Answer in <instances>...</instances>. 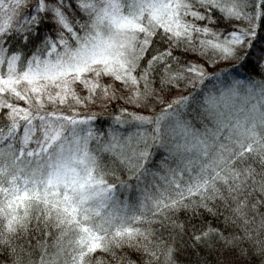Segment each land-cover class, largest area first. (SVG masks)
<instances>
[{"label":"snow or ice","instance_id":"snow-or-ice-1","mask_svg":"<svg viewBox=\"0 0 264 264\" xmlns=\"http://www.w3.org/2000/svg\"><path fill=\"white\" fill-rule=\"evenodd\" d=\"M0 264H264V0H0Z\"/></svg>","mask_w":264,"mask_h":264},{"label":"trees","instance_id":"trees-1","mask_svg":"<svg viewBox=\"0 0 264 264\" xmlns=\"http://www.w3.org/2000/svg\"><path fill=\"white\" fill-rule=\"evenodd\" d=\"M120 105H123V101H116V102H113L112 104H110V105H107V103H106V107H107V110L109 111V112H111L114 108H116L117 106H120ZM123 106H125V107H128L130 110H132L131 109V105H123ZM82 108V107H81ZM100 108H101V105L99 104V102L97 103V104H94V105H90L89 106V108H88V111H96V112H99L100 111ZM82 113L85 111V109L84 108H82V109H79ZM133 110H136V111H139V109H133ZM97 124H104L105 125V127H106V121L104 120V119H101V120H98L97 121ZM184 217H183V214L181 213V219H183ZM185 240L187 241V237H185ZM33 243H35V241H33ZM94 255H105V254H103V253H101V252H96ZM36 258L38 259L39 258V255H38V252L36 253ZM107 258V257H106ZM133 259H136V257H135V255H133V257H132ZM187 257H186V255L184 254V253H179L178 254V259L180 260V261H183V260H185Z\"/></svg>","mask_w":264,"mask_h":264},{"label":"rangeland","instance_id":"rangeland-1","mask_svg":"<svg viewBox=\"0 0 264 264\" xmlns=\"http://www.w3.org/2000/svg\"><path fill=\"white\" fill-rule=\"evenodd\" d=\"M224 65H221V67H223ZM117 87H119V85H117ZM131 107V109H132V106H130ZM79 109H82L81 107L79 108ZM133 110V109H132ZM124 198H125V194L124 193H120L119 194V199L121 200V201H123L124 200Z\"/></svg>","mask_w":264,"mask_h":264}]
</instances>
